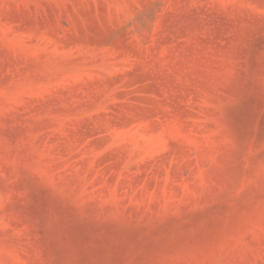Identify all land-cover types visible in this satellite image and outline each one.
Listing matches in <instances>:
<instances>
[{"label": "rangeland", "instance_id": "374dc122", "mask_svg": "<svg viewBox=\"0 0 264 264\" xmlns=\"http://www.w3.org/2000/svg\"><path fill=\"white\" fill-rule=\"evenodd\" d=\"M0 264H264V0H0Z\"/></svg>", "mask_w": 264, "mask_h": 264}]
</instances>
